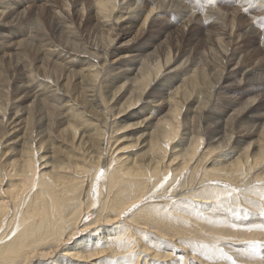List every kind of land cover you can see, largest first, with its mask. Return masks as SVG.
I'll list each match as a JSON object with an SVG mask.
<instances>
[{"label":"rangeland","instance_id":"374dc122","mask_svg":"<svg viewBox=\"0 0 264 264\" xmlns=\"http://www.w3.org/2000/svg\"><path fill=\"white\" fill-rule=\"evenodd\" d=\"M54 1L55 0L53 1L52 0H1L0 1L1 7L4 8L6 11L8 10L7 12L10 13L11 15V17L5 20V22L3 21L2 25H0V28L2 27L0 31V106L4 107L6 113V114L4 113L5 118H3V124L5 128L2 126L3 127L1 130L2 133H0V143H1L0 167H3V170L7 169L5 172L8 175V176L6 175V177L3 178L4 186L5 184H9V185L13 184L14 186H18V184H21L19 178L16 177L18 175L17 174L15 175L14 173H17L15 172V170L20 169L21 167L20 165H22L23 159L24 160L29 159V154L28 155L26 154L28 153L29 146H27L26 143H28L32 135L34 136L38 135V137L36 136L37 138H35L37 141L34 140L35 142H33L32 147L34 146L33 149L34 150L36 149L35 154L39 156L38 159L39 161L37 166L38 168H40L39 169L41 170L40 172H42V170H44V172H47L46 169H43V166L44 164L46 165L45 160L50 162L48 158L51 156H55V157L58 156L57 158H59L60 161L61 160L64 161L61 162L65 166H67L66 164H68L67 167L71 168L69 169L72 175L74 174L73 172L77 170L75 169L77 165L80 166L85 164L86 166V164L88 163L89 169L92 168L91 163H89L90 160L89 157L86 155L82 159L81 158L82 154H78V152L74 151L75 144L72 142L73 140H70L72 138L71 137L68 138L62 132V130L68 125L67 123L62 125L63 124L62 122H64L67 119V117L68 120H70L69 123L74 124V126L77 129H81L78 130L79 132H84V133L87 130H89L88 128L89 125H86L88 122L86 120L87 118L90 120V124L92 122L100 121L96 123L97 124L102 123L103 125L104 123L102 121L105 120L104 122L106 123L108 122V124H106L107 127H105L107 128V131L105 132V144H104V152H103L104 156L106 157L105 162L106 161L109 162L112 160V158L117 157L118 152L122 149H127L130 152L120 154V158H122L123 160L125 159V161L129 160L128 164L131 162V160L136 161L135 158H138L137 154L143 151L140 150L141 148L139 146L140 140L138 143V139L143 138V141L145 142L147 135L152 130L151 128L141 127L140 125L134 126V124H137V122L138 123L141 122L140 124L141 125L143 124L142 126H144L145 120L147 118L149 120H152V118L155 117L151 121L154 125L158 120V118H162L164 114H166L168 110H170L171 108L167 105L169 99L168 97H171L169 96L170 92L179 88L178 86H181L185 79H187V83L184 84L186 90L188 89L195 91L198 85H200L201 81H202L201 83H203V81L209 83V81L213 78L212 76L214 74L217 75L216 70L219 68L218 66L219 62L221 60L223 62V60L226 58L224 56H221V58L220 59L218 58L217 60H213V59L205 60L201 58V55L204 53V51L208 55L210 48L213 47V43L211 42L212 41L211 39L214 40L216 38L215 37L217 34V30H216L217 28L215 27L216 25H214L215 23H213V21L208 22V20H206V17L203 15L202 18L200 17L199 21L197 22L194 21L191 26H188L184 30L180 31L181 28H179V26H181L184 21L190 19L189 12L188 13L184 11L179 12L180 10H182V8H180L181 6L178 7L175 5L174 7L173 5L172 6L173 10L170 11L168 16L165 15V19H162L159 22H157L155 27L152 28L151 30L150 29L145 30L144 34L137 33V31L141 27L142 21L138 23V26L136 28L135 27L133 28V31L135 32H133L132 35H127V37H125L121 41V43H119L120 45L129 44L119 52L117 49H116L117 51L113 49V46L116 43H118V41H117L116 32L111 31L112 35L108 37L110 39L109 42L111 43L109 44L110 53L109 56H107L108 57L107 61L105 62V64L106 65L108 64V66H106L107 68L104 66L105 67L103 74L104 77L100 81L98 80V84H97L98 90H97L96 98L98 100L99 105L101 106L98 109V113L93 114L96 115V117L92 116V113L91 116H89L90 109H88L86 110L87 113L89 112L88 113L89 115L86 113L88 117L81 119L82 116H74V115L78 114V111L82 110L80 108L84 106L83 98H86V96L84 97V95L86 93L88 84L86 86L85 85L87 83L85 82L86 79H83L81 76H78V74L75 75V78L77 79H75L73 75L68 76L69 72L67 71V68L69 66H73L72 70L78 72L79 70H82L85 67V65L83 67L77 62L71 60L69 57L60 58L57 54L52 55L51 59H49L47 62L40 63L41 60L40 58H45V54L47 52L44 54L45 51H41L43 53L42 54L40 52V49L37 48V46L39 47L42 44L44 45L45 42L47 44L51 42L53 43V46L64 48V46H66V41L68 40L70 43L73 42L75 36H78V34H80L79 36L82 37L84 35L87 36V34L90 35V33L92 34V36H94L95 34L99 36L101 35L100 31L102 29L97 25L98 24L96 17L97 13L95 11L92 12V14L87 15V18L86 16H84L83 18V16H81L79 12L78 13L76 12V14H74L73 12L74 10L75 11L80 10L78 8L79 7L81 8L82 5L81 2H83V0L73 1L72 5L78 4V7L76 9L70 7L69 10L70 13L69 11L67 12V8L63 7V4L56 5ZM182 1L184 3L182 6L185 7L187 11L192 10L194 12L196 9H197L196 11H198L200 7H204L205 10L213 11L212 13L215 12L214 14H209V17L214 18L215 22L217 20L220 21L219 22L220 29L227 35V37H230V40H234V42L237 45H239L238 47L240 53L239 59L241 58L240 63L244 65L245 69L242 75H239L235 80L228 82L227 88L220 89V95L218 96L216 106L212 109V112L209 113L206 112L207 117L205 118V121L207 120L206 121L207 123L202 124L203 122L202 118H199V116H196V114L194 115L193 110L191 111L189 117L185 118L186 122H184V124L182 119L183 115H181V120L183 125L182 129L184 131L182 129L180 130L181 132L180 135H178L179 137L177 136L175 138V142H174L175 144H173V150L168 151L169 155L171 154L170 152L177 151L179 149V147L177 146L184 137L182 134H185L186 132H190V135H192V137L197 136V134H199L202 138H205L204 141L208 140L207 134L211 135V133H213L215 129H217L215 130L217 132L215 135L212 136V138L216 140H218L219 137L222 136H227L226 138L228 139V137L230 136L238 137V136H242L244 133L245 134L243 136L247 135L248 133L249 135H253V137L248 139L246 142H239L238 144L233 143V145L228 144L229 146L227 145L226 147H224V149L211 154L209 151L210 149L207 151V148H204L198 153L197 157L194 159V162L190 165L189 169L187 168L188 170L185 173H183V175H181L180 178L177 179L176 183L174 182L173 190L177 191L175 195L171 196L172 194L171 193L169 194L168 192V194L167 193L164 195L162 194L158 198V196H156L155 194L158 193L163 188L161 187L162 185L161 183L152 191V193L150 194V196H148V198H145L141 202L139 206L134 207L132 210L123 214L120 218L119 223H115L114 225H110V226H103L101 227V229H99L96 232H89L82 234L83 227H85L86 225L87 227L88 225L90 226L97 219L96 217L97 214H95V212L98 211L97 209L99 207L98 197H96L99 196L98 184L100 181L104 180V178L106 179V173H107V166L105 167V163L102 164V166L99 168L98 174L95 175L97 176V178L95 179L96 187L94 189L95 191H93L94 193H92L93 194L92 197L96 204L95 206H93V208L90 209L91 210L90 214L85 216V218L84 217L82 218L80 226H77L80 228L79 229L80 232L78 231L79 234L77 235V238L75 237L69 243V245L64 246L62 250L58 251L59 256L61 254L64 255L60 257V260H58L59 262L61 261L62 258H69L68 250L72 249L73 253L80 251L84 252L85 249H82L79 246L84 247L90 245L89 247L91 248L92 245L97 241V238L100 239L104 237L103 238L104 240L102 242H98L99 244L96 245V247L93 246L92 249H88L87 251H93V250L98 251L101 249H105L106 252H110L116 246V244L120 242L122 243L121 248H124L125 252L122 251L120 253L121 255H118L114 258L108 257L109 255L100 256L101 258L97 259V262H99L98 264H122L123 261H126L128 259L130 261L128 260L129 262H127L126 264H133V263L136 264L137 261H138L137 264H264V162L257 167L258 169L256 168L257 170L255 169L250 171V168L246 167L247 169L244 170V173L246 172V175L242 174L241 176L242 180H240L239 177H233L234 179L230 180V182L214 181V180H212L211 182L208 181L203 182L205 169L208 170L215 168L222 169V167H225L229 163L227 161L224 162L225 160H223L225 159V157L223 156H226L229 152L237 151L238 152L236 154L237 156L240 152L243 151V148L245 149V147L248 146L250 143H256L260 140H262L264 146V127H263L264 126V75H263L264 74L263 71L264 70V63H263L264 62V0H209V1L182 0ZM85 2L87 4V0H85ZM156 2H158V0H140V1L136 0L134 4L135 5L138 4V5L137 6L131 5L129 10L131 11L133 9L134 10L136 9L135 10L136 12L143 10L146 13V11L148 12L151 10L153 4H155ZM126 4H124L123 6L126 7ZM3 6H5L6 8ZM123 6H121L118 9V11H120V9L122 11V9L124 8ZM46 7L47 9L54 8L56 10L52 9L50 17L47 16L46 18H44L43 14ZM218 11L220 12V14L218 13ZM123 12H125L126 14V12L128 11H123ZM57 13L61 15L63 14L64 17L67 16V13L69 14L68 18L71 17V19H73V23H75V24L73 23L71 24H73V26H75L76 28L75 31L76 35L75 34L71 35V33L69 35L67 29H66L67 31L64 30L65 34L62 35H59V33H54L53 30L54 23L52 21L53 19H51L50 21V19L47 18L55 17L57 19L58 18ZM72 13L74 14V16H71ZM17 14L19 15V17ZM221 14L223 15V17L221 16ZM242 15H244V17ZM20 19L22 22L19 21ZM249 20H253V21H249ZM38 21L41 22L42 28L43 27L44 28L39 33L38 37H33L35 35L34 32L37 31ZM61 22H63L62 19ZM65 23L63 25H65ZM241 23L243 26L241 25ZM71 24L70 26H72ZM247 24H249V26ZM73 26L71 28H73ZM95 26L98 29H96ZM210 26L213 29L210 28ZM88 27L90 28V30L88 29ZM78 28L82 31V33H77L80 31ZM82 29H85L86 32L85 30ZM246 30H248L247 33L249 34L247 36H244L243 33L244 31L246 32ZM102 32L104 33L105 36H107L109 33L104 31ZM115 35L116 37L114 38ZM45 38L47 39L46 41ZM86 39H82L83 41L80 42L81 45L84 42L82 47H85V45H87ZM113 39L116 40L115 41L116 43L113 42L114 41ZM22 40H27V42L25 43L26 44L25 51L24 50L22 51L21 49H19L18 51V42ZM201 42H203L204 44ZM227 42L229 41H225L223 43H226V46L229 45L227 46V51L229 53L232 51L233 46L232 44L230 45ZM10 45L11 47H9ZM28 46L29 47L32 46V47H30L29 49ZM201 47H203V50H201L202 49ZM70 51L71 50H69V52ZM170 51L173 57L174 55L175 57L176 56L181 57L178 66H180V64L183 61L191 62L190 64L184 66L185 68H187L188 72H185L182 75L180 73L178 77L173 78V80H170V82L169 80L165 81V83L163 82L164 84H160L155 90H153L154 93L151 95V97L144 100L145 103L141 101L140 102L141 104L139 103V105H136L138 106L136 110L129 112L130 113L129 115L138 112L135 118L125 121H120L122 119H116L115 116H117L118 113L117 108L118 107L120 108L121 105L127 101V99H123L121 103L117 105L111 103L112 101L110 98L111 95L108 94H111L113 92L111 86H112V82H114L115 76L116 78L120 76V74L118 75V73L120 72L119 69L113 72L114 69L113 65L119 64L120 62L119 60L123 56L126 55L129 56L132 53H135V55H137L135 60H140L139 61L140 64L143 63L144 61H146L147 63H152L153 61L157 60V58L160 59L161 62L163 63V60L164 59L166 60ZM71 52L74 51L72 50ZM152 53L153 55H151ZM140 56L142 57V59ZM150 56L153 58L151 59ZM36 57L38 58V60ZM11 58L12 60H10ZM56 58L59 60V62H62L63 69L60 68L53 69L51 67L52 64L50 63L53 62L52 59L57 60ZM23 62L24 64H20ZM62 64H60V66H62ZM140 64H136V66L140 67L141 66ZM97 65L101 66L103 65V62L101 61V63L99 62V64ZM136 66L134 65V67ZM212 66H214V68ZM215 66H217L218 68L217 67L215 68ZM260 66H262L263 68ZM108 67L110 68L109 71L107 70ZM121 68L123 69V67ZM251 70L252 72L255 71L256 74L254 73L252 75H244L246 71L250 73ZM23 71L24 74L22 73ZM136 75H137V71H133L132 73L128 74V78L130 79L131 77L132 78L136 77ZM32 76H35L36 78L39 77V79L44 78V76L46 77L51 76L52 79L54 78L58 79L59 86L65 91V93L69 96L70 99L66 98V100L63 101L62 104L57 105V108L54 107L55 109L54 110L53 107L51 106L52 107L51 108L49 105H51V103L52 104L54 103L53 100L55 98L53 100H48V102H46L48 104H46L44 97L46 95H41L39 99L35 101L36 108H34L31 114V118L30 120H28L29 119L28 114H25V112L28 109L27 105L33 104L34 97L32 98L33 99L32 100L31 96L34 94V91L37 90V88H34L33 90L30 88V85H33V83L34 84L37 83L36 81L32 80L33 79ZM161 81L159 83H161ZM214 81L213 84L215 85L216 82ZM240 81H242V84L236 86L235 84L241 83ZM28 87L31 90H29ZM26 90L28 91V93ZM35 95L38 96L37 92ZM41 98L43 99L41 100ZM40 101L43 103H41ZM66 101L67 102L70 101L71 103L70 102L67 103ZM251 103L253 104L255 103L254 109L250 111H246L247 108L245 107H248V105H250ZM69 105H73V106H69ZM205 107H208V105L206 104ZM50 108L51 110H49ZM160 108L163 109V112L161 113L159 111ZM47 109L49 112L51 111L50 113H52V116L50 121H46L48 119L47 117L44 119L45 120L44 121L45 128H44L42 127L41 124L43 121L42 118L45 115H48ZM241 110L244 112H241ZM236 111L240 113L237 115ZM231 112L234 113L236 112L235 113L236 116H232L233 118L230 117L229 114ZM200 117L202 116L200 115ZM11 118L14 119V121ZM197 121L199 124H197ZM15 123L17 126L15 125ZM47 123H49L50 125L48 126ZM201 124L203 126L200 127ZM102 125L100 126L102 127ZM184 126L186 127V130ZM208 126L210 128H208ZM211 126L213 127L211 128ZM220 126L221 128H219ZM92 128L96 130L97 126H93ZM131 128L132 130H130ZM44 129L47 131V133L49 132L48 135L43 133ZM204 129L207 130L205 131ZM226 129H228V131H226ZM261 130L263 133L260 132ZM193 133H195V135H193ZM48 141L50 142V144L53 145L51 146L46 145ZM75 141H77V139ZM15 142L16 144H14ZM218 142H224V140L222 141L220 139L218 140ZM40 146L43 147L42 152ZM22 147H24V149ZM25 148H27L26 149L27 152L24 151ZM136 148L138 150H135ZM46 149H48L49 151ZM41 159H44L43 161L45 162H42ZM251 162L252 160H250L249 165H254L255 162L252 164ZM181 163L182 162L180 161V159H177V161H174L173 164L170 165L171 167L170 169L173 170L177 169ZM111 169L112 168H110V170ZM11 170L13 171L12 173L10 172ZM91 171L93 174V169H91ZM76 172L79 173L78 170ZM103 176L105 177L102 178ZM65 177L69 178V174L65 175ZM167 178L168 180H170L171 174H169V176H167L166 179ZM87 179L91 181V178H87ZM257 179H262V181H258ZM35 183L36 184H34L33 191L31 193L32 195L37 191L38 188L37 186L39 184L38 177ZM185 184L186 187H184ZM4 186L2 188H4ZM5 189L6 188H4V190L2 191V194L4 193ZM134 193L135 192L131 190L128 192L127 195L131 196L134 195ZM151 196L152 198L149 199V197ZM162 196L164 197L162 198ZM81 198H82L81 201L83 202L87 200V196L84 197L83 194L81 195ZM31 201L32 200L30 199L27 200L28 206L26 205V207H29L30 204H32ZM76 205L77 204H74L72 205V207H75ZM139 210L141 211L138 212ZM137 212L138 214L134 216ZM123 225H125L127 229L129 228V230L133 234L134 236L133 241H135L134 246L136 247L133 248L135 249L129 248L130 242L128 244L126 243V237H127L126 231L125 233L124 232L122 233V229H121L120 234L118 235L119 230L117 228ZM102 228H104L103 232H102ZM14 233L9 235L5 239V242H2L1 245L7 244L11 240H13L17 235L16 232ZM75 243L76 244L78 243L79 246L74 245ZM107 243L112 246H108ZM105 245H107L108 247ZM146 248L148 249L147 251H145ZM64 249H67L66 250L67 252L64 251ZM110 254L112 255V253ZM155 255L158 256L155 257ZM55 261L58 263V261L55 258L53 260L36 262L35 264H51L54 263ZM70 264H74V262L70 261Z\"/></svg>","mask_w":264,"mask_h":264},{"label":"bare ground","instance_id":"6f19581e","mask_svg":"<svg viewBox=\"0 0 264 264\" xmlns=\"http://www.w3.org/2000/svg\"><path fill=\"white\" fill-rule=\"evenodd\" d=\"M73 1H75V0H55L54 2L56 5L63 4V7L67 8V12H68L70 10V7H73L74 9H76L78 7V4L72 5ZM135 1L136 0H87V4H86L85 0H83V2H81L82 3L81 8L80 7L78 8L80 10H76V11L74 10L73 11L74 14H76V12L77 13L79 12L81 14V16H83V18H84V16H86V18H87V15H90V14H92V12L95 11L97 13L96 14L97 15L96 16L97 21H98L97 25L99 27H101V29H102L100 31L101 35L98 36L97 34H95L94 36H92V34L90 33V35H88V34H87V36L84 35L85 36V38H84V36L82 37V36H79L80 34H78V36H75L73 42L70 43L67 40L66 46H64V48H62V47L60 48L58 46H53V43H51V42L48 44L45 42L44 45L42 44L43 47H42V45L39 47L36 45L37 48L40 49V52L45 51L44 54L47 52L45 54V58L39 57L41 59L40 63L47 62L49 59H51L52 55L57 54L60 58H63V57L68 58L69 57L71 60H73L74 62H77L78 64H80L83 67L85 65L86 68L84 67L82 70L78 69L79 70L78 72H75L74 70H72L73 66H69L67 68V71L69 72L68 76L73 75V77L75 78V75L78 74V76H81L83 79H86L85 82H87V83L85 85L87 86V84H88L86 93L84 95V97L86 96V98L82 97L84 106H82V108L79 107L82 110L78 111V114H75L74 116H82L81 119L87 118L88 116L86 115V113H87L86 110H88V109H90V111H89L90 113L88 112L90 115L87 113L89 116H91V113H92V116L96 117V115H93V114L98 113V109L100 108L101 105H99L98 100L96 98L97 97L96 94H97V90H98L97 84H98V80L100 81L104 77L103 74H104L105 67L108 66V64L106 65L105 62L107 61V58H108L107 56H109V53H110L109 44H111V43L109 42L110 39L108 37L110 35H112L111 31L116 32L117 41H118V43H116L115 42L116 40H114V39H113L114 41L112 40L113 42L116 43V44L114 43L115 45L113 46V49H115V50L117 49L119 52L122 49H124L125 46L129 45V44H127V45L121 44L120 45L119 43H121V41L125 37H127V35H132L133 32H135V31H133V28L134 27L136 28L138 26V23H140L142 21L140 29L138 31L136 30L137 33L138 34H144L145 30H147V29L151 30L152 28L155 27L157 22H159L162 19H165V15L168 16L170 11L173 10L172 9L173 5H174V7H175V5L178 7L181 6L180 8H182V10H180L179 12H181V11H184L186 13L189 12V15H190V19L187 21H184L183 24L181 26H179V28H181L180 31L184 30L188 26H191L194 21H196V22L199 21L200 17L202 18L203 15L206 17V20H208V22L213 21V23H215L214 25H216L215 27L217 28L216 29L217 34H216V36L213 35L216 37L214 40L211 39L212 40L211 42L213 43V47L210 48L208 55L204 51V53L201 55V58L205 59V60H208V59L209 60H211V59L217 60L218 58L220 59L221 56H224L226 58L223 60V62H222V60L219 62V64H218L219 68L217 66H215V68L216 67L218 68L216 70L217 75L214 74L212 76L213 78L209 81V83H206L205 81H203V83H201L202 81L201 82L199 81L200 85H198V87H197V89H195V91L188 90V89L186 90V88L184 87L185 86L184 84L187 83V79H185V80L183 79L184 80L183 84L181 86H178L179 88H177L176 90L172 91L173 93L170 92V95L168 94L171 97L167 96L169 98L167 105L169 107H171L170 110H168V112L166 114H164V116L162 118H158L156 123L154 121V123H155L154 125L151 121L155 117H153L152 120H149L147 118L148 121H147V119L145 120L144 126H142L143 124L142 125L140 124L141 122H139V123L137 122V124H134V126L140 125L141 127L151 128L152 131L150 132V130H149L150 133L147 131L149 134L148 135L146 134L147 137L145 136L146 137L145 142L143 141V138L138 139V143L140 140L139 146L141 147V148L140 147L139 148H140V150H143V151H141V153L137 154L138 158H135L136 161L131 160V162H130L131 164L130 163L128 164L129 160L125 161V159L123 160L122 158H120V154L130 152L127 149L120 150L117 154V157L112 158V160L109 162L108 161L105 162L106 157L104 156L103 152H104V144H105V132L107 131V128H105V127H107L106 124H108V122L107 123L104 122L105 120L102 121L104 123L103 125H102V123L101 124L96 123V122H100V121L92 122L90 124V120L87 118L86 120L88 122L86 125H89V127H88L89 130H87L85 133L79 132L78 130H81V129H77L74 126V124L69 123L70 120H68V117L64 122H62L63 124L61 123L62 125H64L65 123L68 124L67 127H65L62 130V132L68 138L69 137L72 138L70 140H73L72 142L75 144L74 151L78 152V154H82V157H81L82 159H83V157H85L87 155L90 159L89 163H91V165H92V168L89 169L88 163L86 164V166H85V164L80 165V166L76 164L77 166L75 167V169H77L79 171V173L76 172L77 170L76 171L73 170L74 171V172L72 171L74 173L73 175L70 172L71 168L69 167L70 168L69 169L67 167L68 164H66L67 166H65L62 163L64 161L61 160L62 161L61 162L59 160V158H57L58 156L57 157H55V156L49 157L48 159L50 160V162L45 160L46 165L44 164L43 169H46L47 172H44V170H42V172H40L41 170H39L40 168H38V166H37L38 161H39L38 160L39 156H37L35 154L36 149L35 150L33 149L34 146L32 147L33 142L37 141L35 138H37L38 135H36L37 137L32 135L30 137L28 143H26V145L29 146L28 153H26L27 155L29 154V159H27V160L23 159V163H22V165H20L21 166L20 169L15 170V172H17V173H14L15 175L16 174L18 175L16 177L19 178V181L21 182V184H18V186H14L13 184L12 185L5 184V186H4V184H3L4 179L3 178H5L7 175V173L5 172L7 169L3 170V167H0V264H8V263L9 264H35L36 262L53 260L55 258L57 261L60 260V257H62L64 255L61 254L59 256L58 251L62 250L64 246L69 245V243L75 237L77 238V235L79 234L78 231L80 229L77 226H80L82 218L83 217L85 218V216L89 215L91 212L90 209L93 208V206H95V204H96L93 197H92V195H93L92 193H94L93 191H95L94 189L96 187L95 179L97 178V176H95V175L98 174L99 168L102 166V164L105 163V167L107 166V173H106V179L104 178L105 176H103L102 178H104V180L100 181L98 184L99 196H96V197H98V202H99L98 206L99 207L97 209L98 211L95 212V214H97V216H96L97 219L90 226L88 225V227H87V225H86L85 227H83L82 234L89 233V232H96L99 229H101V227H103V226H110V225H114L115 223H119L120 218L123 214L132 210L134 207L139 206L141 204V202L145 198H148V196H150L152 191L161 183H162L161 187H163V188L158 193L155 194L156 196H158V198L162 194L163 195L166 193L168 194V192H169V194L170 193L172 194L171 196L175 195L177 193V191L173 190L174 182L176 183L177 179L180 178L181 175H183V173H185L189 169L190 165L194 162V159L197 157L198 153L201 150H203L204 148H207V151L210 149L209 151L211 154V153H215V152H218V151L224 149V147H226L228 144L233 145V143L238 144L239 142H246L248 139L253 137V135H249L248 133L245 136H243L245 133L242 136H238V137H235V136L231 137L230 136V137H228V139L226 138L227 136H222V137H219L218 140L221 139L222 141L224 140V142H218V140L212 138V136L215 135L217 132V131H215L217 129H215V130L213 129L214 132L211 133V135L207 134L208 140L204 141L205 138H202L199 134H197V136L192 137V135H190V132H186L185 134H182L184 136L182 141L179 140V141H181L177 146V147H179V149L177 151L170 152L172 155L171 154L169 155L168 151L173 150V144H175L174 143L175 138L178 135H180V132H181L180 130L183 128L181 115H183L182 119H183V124H184V122H186L185 118L189 117V115L191 114V111L193 110L194 115L196 114V116H199V118H202V120H203L202 124L207 123L206 122L207 120L205 121V118L207 117L206 112H208V113L212 112V109L216 106L218 96L220 95V89L227 88L228 82L233 81L237 78V76L242 75L245 68H244V65L240 63L241 58L239 59V54H240L239 49H238L239 45H237L234 42V40H230V37H227V35L220 29V23H219L220 21L217 20L215 22L214 18L209 17V14H214L215 12L212 13L213 11L205 10L204 7H200L198 9V11H196L197 10L196 9L195 10L196 12L195 11L193 12L192 10L187 11V9L182 6L184 4L182 0H158V2L153 4V7L151 8L150 11H148V12L146 11V13L143 10L136 12L135 11L136 9L135 10L133 9L135 11V13H134V11L133 10L130 11L129 8L131 5H135L134 4ZM126 3H128V4H126ZM124 4H126V7L123 6ZM137 5L138 4H136L135 6H137ZM121 6H123L124 8L122 9V11H121V9H120V11H118V9ZM3 7H5V6H3ZM52 9H54V8L47 9V7H46V9L44 10V14H43L44 18H46L47 16L50 17ZM54 10H56V9H54ZM7 11L4 8H2L1 4H0V25H2L3 21L5 22V20H7L9 17H11L10 13H8ZM123 11H128L129 13L126 12V14H125V12H123ZM69 13H70V11H69ZM218 13L220 14L219 11H218ZM18 14H20V13H18ZM74 14L72 13L71 16H74ZM143 14H144V17H143ZM223 14H224V12H223ZM68 15L69 14L67 13V16L64 17L63 14L61 15V14L57 13V16H58L57 19L55 17L47 18V19H50V21H51V19H53L52 21L54 23V27H53L54 33H59V35H62V34H65V31L68 30L67 32L69 33V35H70V33H71V35L75 34L76 28H75V26H73V24H75V23H73V19H71V17L68 18ZM221 16L223 17L222 14H221ZM242 16L244 17V15H242ZM18 17H19V15H18ZM182 17H183V15H182ZM225 17H226V15H225ZM86 18H85V20H86ZM61 19L63 20V22H61ZM88 19H90V18H88ZM239 19H241V18H239ZM19 21H21V19ZM249 21H253V20H249ZM64 23H65V25H63ZM71 23H73V24H71ZM86 23H87V21H86ZM70 24L73 26V28H71L72 26H70ZM241 25H242V23H241ZM247 25L249 26V24H247ZM211 26H210V28H212ZM221 27H223V26H221ZM43 28H42L41 22L38 21V24H37V31L38 32L37 31L34 32L35 35L33 37H38L39 33L41 32V30H43ZM80 28H81V26H80ZM1 29H2V27L0 28V31H1ZM88 29L90 30L89 27H88ZM96 29H98V28L96 27ZM82 30H85V29H82ZM102 31L109 32V33L107 36H105ZM247 31L248 30H246V32L244 31V33H243L244 36H247L249 34V33H247ZM85 32H86V30H85ZM77 33H82V31L80 30ZM116 35L114 36V38L116 37ZM81 38L82 39L87 38L86 39L87 45H85V47H82L84 42L82 43V45L80 44V42L83 41ZM69 39H71V38H69ZM209 39H210V37H209ZM46 40L47 39L45 38V41ZM225 41H229L227 43L230 45L232 44V46H233L232 51L229 53L227 51V46H229V45L226 46V43H223ZM26 42H27V40H22V41L18 42V51H19V49H21L22 51L23 50L25 51V48H26L25 43ZM201 43H203V42H201ZM206 43H207V40H206ZM203 44H202V46H203ZM31 45H32V42H31ZM112 45H113V43H112ZM155 46H157V45H155ZM232 46H231V48H232ZM9 47H11V45ZM30 47H32V46H30ZM30 47H29V49H30ZM201 48H202L201 50H203V47H201ZM218 49H221V50H218ZM69 50H71V51L73 50L74 52H71V51L69 52ZM228 50H229V48H228ZM26 52H28V51H26ZM38 52H39V50H38ZM114 55H116V54H114ZM151 55H153V53ZM22 56H23V54H22ZM136 56L137 55H135V53H132L129 56L126 55V56H123L121 59L119 58L120 59L119 64H117V65L112 64L114 67L113 72L115 70L119 69L120 72L119 73L117 72V73H118V75L120 74V76L116 78V76L113 74L115 76L114 82H112V86H111V89H113V92L111 94H108V95H111V97H110L112 100L111 103L112 104L114 103L117 105V104H120L123 99H127V101L124 102L120 108L119 107L117 108L118 113H117V116H115V117H116V119H122L120 121H125V120L135 118V116L138 112H135V114H131V115H129L130 114L129 112L136 110L138 108V106H136V105H139V103L141 101H143V103H145L144 100L151 97V95L154 93L153 90H155L160 84H164L165 81H168V80L170 82V80H173V78L178 77L180 73L182 75L185 72H188L187 68H185L184 66L191 63L188 61L187 62L183 61L180 64V66H178V63H180L179 61H180L181 57H178V56L175 57V55L173 57L171 51L169 52L166 60L164 59L165 62L163 60V63L161 62L160 59L157 58V60L153 61L152 63H147L146 61H144L143 63L140 64L139 63L140 60H135ZM241 56H243V55H241ZM152 58L153 57H151V59ZM243 58H245V57H243ZM26 59H27V57H26ZM141 59H142V57H141ZM10 60H12V58ZM37 60H38V58H37ZM52 61L53 62H51L50 64H52L51 67L53 69H56V68L63 69V64H62V62H59L58 59L57 60L52 59ZM101 61L103 62V65L98 66L97 64H99V62L101 63ZM189 61H190V59H189ZM59 63L62 64V66H60ZM20 64H24V62L20 63ZM136 64H140L141 66L138 67V66H136ZM134 65L136 67H134ZM121 67H123V69ZM212 67L214 68V66H212ZM260 67H262V66H260ZM109 69L110 68L108 67L107 70L109 71ZM133 71H137V75H136V77H133V78L131 77L129 79L128 74L132 73ZM179 71H181V72H179ZM210 71H212V70H210ZM22 73L24 74V71ZM254 73H255V71L252 72V70H251L250 73H248V71H246L244 73V75H252ZM28 76H30V75H28ZM32 77H33L32 80L36 81L37 83H35V84L33 83V85H30V88L32 90L34 88H37V90L34 91V94L31 96V99L34 97L33 98L34 99L33 104L27 105L28 109L25 112V114H28V118H29L28 120H30L31 114H32L34 108H36L35 107V105H36L35 101L37 99H39V97L41 95H46V96H44L45 97V103L48 102V100H53L55 98L53 100L54 103L53 104L51 103V105H49L50 107L52 106L53 109H54V107L57 108V105L62 104V102L65 101L66 98H69V96L65 93V91L59 86L58 79H56V78L52 79L51 76L50 77L44 76V78H41V79H39V77L36 78L35 76H32ZM75 79H77V78H75ZM160 81H161V83H159ZM213 81L216 82L215 85L213 84ZM107 82H108V80H107ZM240 82L241 83H239V84L236 82L237 84H235V85L238 86V85L242 84V81H240ZM165 85H167V84H165ZM30 88H29V90H31ZM36 92H37L38 96L35 95ZM27 93H28V91H27ZM229 98H230V96H229ZM42 99L43 98H41V100ZM27 100H28V98H27ZM69 102L70 101H68L67 103H69ZM41 103H43V102H41ZM46 104H48V103H46ZM206 104L208 105V107H205ZM254 105H255V103L254 104L251 103L250 105H248V107H245V108H247L246 111H250V110L254 109ZM69 106H73V105H69ZM157 106H159V105H157ZM65 107H67V106H65ZM51 108L49 110H51ZM60 108H62V107H60ZM205 108H207V109H205ZM72 109H71V111H72ZM228 110H229V108H228ZM47 111H48V109H47ZM159 111L161 113V112H163V109L160 108ZM244 111L241 110V112H244ZM36 112H38V111H36ZM50 112L48 111V115H45V116L43 115L44 116L42 118L43 121L41 120L42 121V124H41L42 127H44V121H45L44 119L46 117L48 118L46 121H50L51 116H52V113H50ZM4 113H5L4 107L0 106V133H2L1 130L4 127L3 118H5L4 115L6 114V113L5 114ZM235 113L231 112L229 114V116L230 117L236 116ZM239 113L237 112V115ZM243 114H245V113H243ZM200 115L202 117H200ZM229 116H228V118H229ZM38 118H40V117H38ZM12 120L14 121V119H12ZM229 122H231V121H229ZM47 124H48V126L50 125L49 123H47ZM47 124H46V126H47ZM197 124H199L198 121H197ZM202 124L200 125V127L203 126ZM15 125H16V123H15ZM100 125H102V127ZM18 126H19V124H18ZM91 126L92 127L97 126L96 130H94ZM221 126L219 128H221ZM228 126H229V124H228ZM212 127L213 126H211V128ZM208 128H210V127L208 126ZM15 129H16V127H15ZM15 129H13V130H15ZM27 129H29V128H27ZM130 130H132V128ZM185 130H186V127H185ZM196 130H194V131H196ZM202 130H203V128H202ZM262 130L260 132H262ZM226 131H228V129H226ZM241 131H242V129H241ZM3 132H4V130H3ZM225 132H222V133H225ZM40 133H42V132H40ZM43 133L48 135L49 132L47 133V131L44 129ZM191 133H192V131H191ZM226 134H224V135H226ZM251 134H252V132H251ZM193 135H195V133H193ZM76 139H77V141H75ZM48 142L46 145H48V146L53 145V144H50V142L49 143ZM14 144H16V142ZM0 145H1V143H0ZM46 145H45V148H46ZM18 147H20V146H18ZM22 148L24 149V147H22ZM42 148L43 147L40 146L41 152H42ZM26 149L27 148H25L24 151H26ZM37 150H39V149H37ZM46 150H48V149H46ZM133 150H134V148H133ZM135 150H138V149L136 148ZM44 152H45V149H44ZM237 153H238L237 151H231L226 156H223V157H225V159H223V160H225L224 162L227 161L229 163L225 167H222V169H218V168L211 169V170L205 169L203 182L204 181L211 182L212 180L230 182V180L234 179L233 177H239V179L242 180V178H241L242 174L246 175V172L244 173V170L247 169L246 167H249L250 171H252V170H255L259 165H261L264 162V146H263L262 140H260L256 143H250L248 146L245 147V149L243 148L242 152H240L236 156ZM24 158H25V155H24ZM26 158H27V156H26ZM177 159H180V161L182 163L180 165L178 164L179 167L177 169H175V170L170 169L171 168L170 165L173 164L174 161H177ZM41 160H42V162H45V161H43L44 159H41ZM250 160H252L251 164L255 162L254 165H249ZM114 163H115V166H114ZM110 168H112V169L110 170ZM49 169H50V171H49ZM91 169H93V174H92ZM10 172L12 173L13 171L11 170ZM75 172H76V174H75ZM68 174H69V178H66L65 175H68ZM169 174H171L170 180H168V178L166 179V177L169 176ZM211 175H213V176H211ZM37 177L39 180V184L37 186L38 188L36 191L37 193L35 192L32 195L31 193L33 191L34 184H36L35 181H36ZM87 178H91V181ZM211 178H213V179H211ZM257 180L262 181V179H257ZM86 182H87V184H86ZM3 186L6 189H5L4 193L2 194V191L4 190V188H2ZM184 187H186V184ZM104 188L106 189V192H105ZM131 190L133 192H135L134 195H131V196L127 195L128 192ZM82 194L84 195V197L87 196V200L84 202L81 201L82 200V198H81ZM163 197L164 196H162V198ZM150 198H152V196L149 197V199ZM154 198H156V197H154ZM28 199L32 200L31 201L32 204H30L29 207H26ZM74 204H77V205L75 207H72V205H74ZM94 211H95V209H94ZM140 211L141 210H139L138 212H140ZM138 212L134 216H136L138 214ZM121 222H123V221H121ZM117 229L119 230L118 235L120 234L121 229H122V233L123 232L125 233V231H126V235H127L126 243L128 244L130 242L129 248L135 247L134 246L135 241H133L134 236L131 233V231L129 230V228L127 229V227L125 225H123ZM103 230H104V228H102V232H103ZM14 232L17 233L16 237L13 240H11L10 242H8L7 244L1 245V243L5 242V239ZM103 238H100V239L97 238V241H96L97 243L95 242L92 245V247L93 246L96 247V245L99 244L98 242H102L104 240ZM74 245L79 246L78 243L77 244L75 243ZM107 245L112 246L108 243H107ZM107 245H105V246H107ZM89 246L90 245H87L84 247L79 246L80 248L85 249L84 252L80 251V252L73 253L72 249H70V250H68V255H69L68 257L69 258H62L60 262L58 261V263H57L55 261L54 263H51V264H70V261L74 262V264H98L99 262H97V259L101 258L100 256L109 255L108 257L114 258L118 255H121L120 253L122 251L125 252L124 248H121L122 243H120V242L117 243L113 249L111 248L112 251H110V252H106L105 249H101V250L97 249L98 251H94V250L93 251H87L88 249H92V247L90 248ZM73 248H76V247H73ZM135 248H133V249H135ZM66 250L67 249H64V251H66ZM147 250L148 249L146 248L145 251H147ZM110 253H112V255ZM156 256H158V255H155V257ZM128 260L123 261L122 264H126L127 262L130 261V260L129 261ZM137 263H138V261H137Z\"/></svg>","mask_w":264,"mask_h":264}]
</instances>
